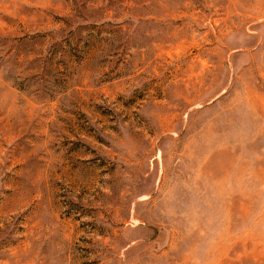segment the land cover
<instances>
[{
  "label": "rangeland",
  "instance_id": "374dc122",
  "mask_svg": "<svg viewBox=\"0 0 264 264\" xmlns=\"http://www.w3.org/2000/svg\"><path fill=\"white\" fill-rule=\"evenodd\" d=\"M0 264H264V0H0Z\"/></svg>",
  "mask_w": 264,
  "mask_h": 264
}]
</instances>
